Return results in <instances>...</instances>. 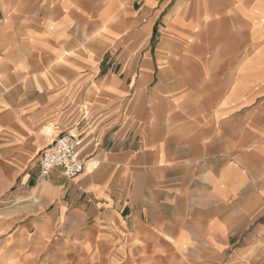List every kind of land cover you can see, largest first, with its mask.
<instances>
[{
    "label": "crops",
    "instance_id": "0c3cea01",
    "mask_svg": "<svg viewBox=\"0 0 264 264\" xmlns=\"http://www.w3.org/2000/svg\"><path fill=\"white\" fill-rule=\"evenodd\" d=\"M161 3L0 0V211L84 264H264V0Z\"/></svg>",
    "mask_w": 264,
    "mask_h": 264
},
{
    "label": "rangeland",
    "instance_id": "374dc122",
    "mask_svg": "<svg viewBox=\"0 0 264 264\" xmlns=\"http://www.w3.org/2000/svg\"><path fill=\"white\" fill-rule=\"evenodd\" d=\"M165 1L162 0L163 3ZM164 26L165 22L161 16L150 44L153 53L163 36ZM121 55L120 52H116L110 57L120 58ZM17 206L18 203L10 202L0 211V264H84L81 261L82 246L72 243L63 244V235L58 230L56 239L46 240L43 237L44 233H39L37 229L23 228L24 221L21 220L20 213L3 212L15 209ZM135 251L142 253L143 250ZM98 264H104V262H98Z\"/></svg>",
    "mask_w": 264,
    "mask_h": 264
},
{
    "label": "built area",
    "instance_id": "2783aa9c",
    "mask_svg": "<svg viewBox=\"0 0 264 264\" xmlns=\"http://www.w3.org/2000/svg\"><path fill=\"white\" fill-rule=\"evenodd\" d=\"M55 168H61L67 178H74L83 170L84 162L78 156V142L73 132L62 133L42 152L41 176H48Z\"/></svg>",
    "mask_w": 264,
    "mask_h": 264
}]
</instances>
